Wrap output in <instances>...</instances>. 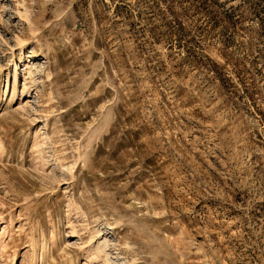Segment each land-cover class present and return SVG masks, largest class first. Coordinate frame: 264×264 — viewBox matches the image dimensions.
Listing matches in <instances>:
<instances>
[{"label": "rangeland", "instance_id": "rangeland-1", "mask_svg": "<svg viewBox=\"0 0 264 264\" xmlns=\"http://www.w3.org/2000/svg\"><path fill=\"white\" fill-rule=\"evenodd\" d=\"M0 264H264V0H0Z\"/></svg>", "mask_w": 264, "mask_h": 264}, {"label": "bare ground", "instance_id": "bare-ground-1", "mask_svg": "<svg viewBox=\"0 0 264 264\" xmlns=\"http://www.w3.org/2000/svg\"><path fill=\"white\" fill-rule=\"evenodd\" d=\"M17 62V61H16ZM17 65V64H16ZM100 247V246H99Z\"/></svg>", "mask_w": 264, "mask_h": 264}]
</instances>
